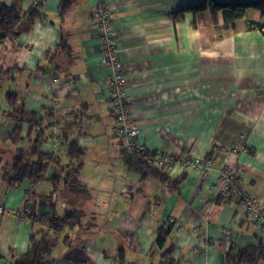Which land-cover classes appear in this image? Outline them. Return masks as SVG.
<instances>
[{
  "label": "crops",
  "instance_id": "0c3cea01",
  "mask_svg": "<svg viewBox=\"0 0 264 264\" xmlns=\"http://www.w3.org/2000/svg\"><path fill=\"white\" fill-rule=\"evenodd\" d=\"M105 1L138 142L197 163L170 168L173 177H187L178 190L129 166L109 103L112 72L100 60L103 43L92 16L98 0H66L64 10L63 0H0L41 14L29 31L0 42V204L7 207L0 214V264L27 251L32 234L45 228L43 216L72 214L73 224L50 232L55 264H119L118 255L157 264L163 250L154 244L164 223L171 229L165 247L181 264H231L230 252L264 242L239 203H217L215 188L221 172L233 168L264 208V33L249 26L264 24V17L249 11L232 26L222 12L173 16L200 0ZM19 107L27 113L20 122L11 115ZM17 127L22 140L14 144ZM74 139L84 149L79 161L68 156ZM19 149L31 160L36 150L53 154L66 173L79 162L85 190L56 186L54 165L39 182L9 186L3 174Z\"/></svg>",
  "mask_w": 264,
  "mask_h": 264
},
{
  "label": "trees",
  "instance_id": "16d2710c",
  "mask_svg": "<svg viewBox=\"0 0 264 264\" xmlns=\"http://www.w3.org/2000/svg\"><path fill=\"white\" fill-rule=\"evenodd\" d=\"M63 10L68 5L66 0H63ZM216 16L218 12H222L225 21L232 26L235 22L241 18H244L249 11H259L264 17V0H248L244 2H222L219 0H200L199 3L191 6L184 7L178 12L173 14L174 17H181L185 12H193L195 14L209 11ZM26 15L28 18L25 19ZM41 18L40 12L36 9H30L23 11L16 5H6L0 2V42L8 37L18 36L24 32L29 31L36 19ZM249 26L251 28H257L264 33V24L257 21H250ZM4 74L0 72V76ZM16 95H8L9 103L14 108V97ZM11 115L17 119L18 122L23 120L27 113L23 107L16 108L12 111ZM14 144L21 142V129H17L11 136ZM214 149L208 153L204 159V163L211 160ZM37 156L36 160L26 159L24 151L19 149V153L16 160L13 163L11 169L3 174V179L11 187H19L25 179H29L32 183L39 182L47 174L51 165L57 168V171L52 178L55 185L58 186L61 182L74 194H81L85 187L79 180V171L81 165L76 162L73 167L66 173V168L61 166V163L54 159L53 154L43 153L40 151H34ZM84 155V149L79 144L78 139H74L69 147L68 156L72 160H81ZM183 157L189 158L188 156ZM128 164L132 170L139 173L143 179H155L161 184L166 185L167 189L178 190L179 187L187 180V177L183 174L179 177H173L170 171L166 168L151 165L146 161L144 157H137L130 155ZM227 202H237L236 195L228 194L223 196L218 194L217 203L223 204ZM74 214L64 217H56L53 215H45L40 220L44 229L35 232L30 238V246L26 252L17 255L14 264H55V259L52 257L53 248L56 245V238L50 235L51 233H61L63 229L73 224ZM171 229L167 223H164L157 229V236L155 239V248L163 250L157 264H181L180 261L172 258L171 251L166 249V243L169 239ZM119 264H131L125 262L124 257L119 256ZM3 259V255L0 252V260ZM227 261L231 264H260L264 263V242L261 241L257 246H249L241 249L238 254L233 255L230 252L227 256ZM134 264V263H133Z\"/></svg>",
  "mask_w": 264,
  "mask_h": 264
},
{
  "label": "built area",
  "instance_id": "2783aa9c",
  "mask_svg": "<svg viewBox=\"0 0 264 264\" xmlns=\"http://www.w3.org/2000/svg\"><path fill=\"white\" fill-rule=\"evenodd\" d=\"M93 19L101 32L103 52L100 56L101 63L110 67L111 77L108 82L109 103L113 115L116 119V136L125 145L130 155L144 157L151 165L170 168L176 164L185 165L187 168L197 161L193 158L183 157L182 155H167L163 153L149 152L147 148L138 142L139 128L134 122L132 111L128 102V88L125 81V64L122 59V50L116 39L115 25L112 19L111 9L105 0H98L93 10ZM57 82L58 79H55ZM204 170L209 169L211 160L204 163ZM241 178L233 168L224 169L217 185V193L226 196L236 195L243 211L250 214L253 221H256L264 232V208L251 190L242 188ZM7 211V207L0 204V214Z\"/></svg>",
  "mask_w": 264,
  "mask_h": 264
},
{
  "label": "rangeland",
  "instance_id": "374dc122",
  "mask_svg": "<svg viewBox=\"0 0 264 264\" xmlns=\"http://www.w3.org/2000/svg\"><path fill=\"white\" fill-rule=\"evenodd\" d=\"M10 264H14V263H11V262H10Z\"/></svg>",
  "mask_w": 264,
  "mask_h": 264
}]
</instances>
